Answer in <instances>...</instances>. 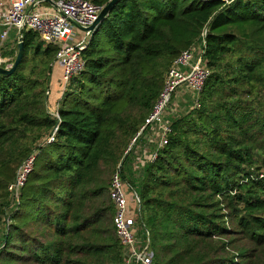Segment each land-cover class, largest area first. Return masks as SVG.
Instances as JSON below:
<instances>
[{
	"label": "trees",
	"instance_id": "16d2710c",
	"mask_svg": "<svg viewBox=\"0 0 264 264\" xmlns=\"http://www.w3.org/2000/svg\"><path fill=\"white\" fill-rule=\"evenodd\" d=\"M22 35L18 66L0 74V264H122L117 169L140 199L152 264H264V0H118L56 117L46 96L57 47ZM200 43L209 75L166 118L160 147L145 119L173 60ZM34 150L13 211L7 186Z\"/></svg>",
	"mask_w": 264,
	"mask_h": 264
},
{
	"label": "built area",
	"instance_id": "2783aa9c",
	"mask_svg": "<svg viewBox=\"0 0 264 264\" xmlns=\"http://www.w3.org/2000/svg\"><path fill=\"white\" fill-rule=\"evenodd\" d=\"M102 7L91 0H0V66L9 67L11 64L5 65L9 58H4L1 54L11 30L17 33L16 43L22 28L23 32L31 30L37 33L41 41L57 47L55 60L62 65V87L59 91L61 98L71 78L85 66L82 51L91 32L80 27L90 26ZM79 31L84 33L79 34ZM202 55L201 43L186 48L176 56L165 73L162 90L144 122V126L149 125L157 130L160 147L167 143L171 132L165 114L170 107L172 95L181 86L198 95L209 75V70L202 64ZM57 108L58 103L55 110L49 111L53 117H56ZM56 129L54 127L39 145L53 142ZM35 156L34 150L19 164L13 180L7 186L13 211L19 205L20 189L33 168ZM155 156L156 153L152 154L150 159L153 160ZM109 195L114 210L112 224L122 247V264H152L153 254L148 232L139 220L140 199L136 191L122 180L118 169L112 175ZM131 200L134 202L133 207L130 206ZM5 221H8V217ZM139 228L142 233H139Z\"/></svg>",
	"mask_w": 264,
	"mask_h": 264
},
{
	"label": "rangeland",
	"instance_id": "374dc122",
	"mask_svg": "<svg viewBox=\"0 0 264 264\" xmlns=\"http://www.w3.org/2000/svg\"><path fill=\"white\" fill-rule=\"evenodd\" d=\"M79 34L81 33V31L78 32ZM84 33V32H82ZM81 33V34H82ZM12 34V32H11ZM1 54L4 58H9V61L5 64V65H8L9 63H12L14 61V58H15V55H16V46L10 44L9 43H6L4 48L2 49L1 51ZM53 80H51V82L49 83V92H51V84H52ZM62 87V84L60 83L58 85V90L60 91ZM59 91H57V95H56V98L59 96ZM48 92V96H47V103L49 101L48 97L50 95V93ZM59 99V97H58ZM187 99H190V103L188 104V106L190 107L193 103H194V98H190L189 96V90H187L185 88V86H181L177 89V91L173 94V98L170 100V107L167 109L166 111V114H165V118L168 117V119L171 118V114H183L185 113V111L188 110V107H182V104H184L186 102ZM189 102V101H188ZM47 106V105H46ZM48 111H50L51 109L47 108ZM177 109V110H176ZM35 144V143H34ZM33 145V144H32ZM11 148V151H13L14 153L17 152L20 148L19 146L17 147H9ZM136 150L139 151L140 150V146L138 145L136 147ZM129 200V199H128ZM130 206L133 207L134 206V202L131 200L130 201ZM3 227H5V224L2 223L0 224V230H3ZM139 233H142V230L141 228L138 229Z\"/></svg>",
	"mask_w": 264,
	"mask_h": 264
},
{
	"label": "water",
	"instance_id": "95a60500",
	"mask_svg": "<svg viewBox=\"0 0 264 264\" xmlns=\"http://www.w3.org/2000/svg\"><path fill=\"white\" fill-rule=\"evenodd\" d=\"M48 2H52V0H46ZM118 0H109L107 4H105L101 10L99 11L96 19L94 20V22L86 27H80V29L84 30V31H89L92 32V30L95 28V26L97 25V23L101 20V18L108 13V11L111 9V7L117 2ZM31 8V7H30ZM23 28L19 30V34H18V42L16 44V55L14 58V61L10 64L9 67H2L0 66V74L1 75H9L11 74L16 67L18 66L22 56H23ZM48 96V93H47ZM46 96V97H47ZM136 139V138H135ZM135 139L133 141H135Z\"/></svg>",
	"mask_w": 264,
	"mask_h": 264
},
{
	"label": "crops",
	"instance_id": "0c3cea01",
	"mask_svg": "<svg viewBox=\"0 0 264 264\" xmlns=\"http://www.w3.org/2000/svg\"><path fill=\"white\" fill-rule=\"evenodd\" d=\"M12 32V34H11ZM16 39H17V33H15V30H11L10 31V34H9V37L7 39V43L10 42L11 46L14 45L16 46ZM61 77H62V65H61V62L58 61V60H55L54 61V64H53V68H52V72H51V76H50V82L51 80H53L52 84H51V92L48 99V103H47V108L51 109V110H55L56 107H57V103L60 99V94H59V99L58 97L56 98V95H57V91H59L58 89V85L61 83ZM190 100H186L187 103H189Z\"/></svg>",
	"mask_w": 264,
	"mask_h": 264
}]
</instances>
